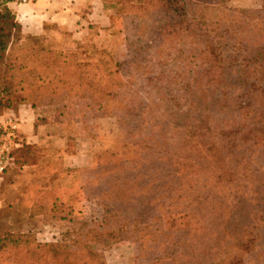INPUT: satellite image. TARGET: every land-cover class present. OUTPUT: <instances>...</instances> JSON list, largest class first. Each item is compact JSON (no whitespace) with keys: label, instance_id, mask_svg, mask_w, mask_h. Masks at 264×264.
Listing matches in <instances>:
<instances>
[{"label":"trees","instance_id":"trees-1","mask_svg":"<svg viewBox=\"0 0 264 264\" xmlns=\"http://www.w3.org/2000/svg\"><path fill=\"white\" fill-rule=\"evenodd\" d=\"M11 1L0 0V117L6 110L28 105L44 108L53 124H63L66 102L80 103L82 116L74 121L76 153L68 161L69 170L60 168L82 173L81 192L99 203L104 231L92 243L69 245L6 234L0 237V264H111L108 252L120 247L128 249L126 264H264V117L247 120L250 108H243L241 127H246L248 138L238 139L237 145H249L252 151L222 149L223 169L171 153L170 143L179 140L175 128L164 122L139 124L136 117L140 112L134 100L147 99L148 92L131 90V69L139 53L135 41L142 27L154 34L153 28L142 26L146 14L156 16L154 11L164 6L171 14L177 0H149L144 6L133 5V0H103L106 10H114V24L125 33L131 59L123 63H81L74 54L47 49L40 37L26 35L22 41L21 27L8 8ZM112 2L115 7L109 6ZM90 29L83 37L86 44L96 36ZM257 31L264 33V28ZM255 83L259 79L251 83L253 90L258 89ZM16 93L23 95L20 103L14 101ZM258 104L264 110V94ZM99 119H114L120 131L125 123L131 133L141 134L143 129L150 133L141 139L139 133L128 136L125 150L133 155L122 158L114 147L121 146L120 135L112 138L115 127L107 129L108 134L114 130L110 149L111 140L97 127ZM161 127L170 130L165 141L155 138L154 131ZM2 131L0 126V138ZM22 149L19 157L12 155L15 165L39 164L42 151ZM232 155L240 163L233 162ZM239 171L245 175L235 178ZM32 211L40 215L42 208L38 204Z\"/></svg>","mask_w":264,"mask_h":264},{"label":"rangeland","instance_id":"rangeland-1","mask_svg":"<svg viewBox=\"0 0 264 264\" xmlns=\"http://www.w3.org/2000/svg\"><path fill=\"white\" fill-rule=\"evenodd\" d=\"M146 1L149 0H133V5L144 6ZM110 5L116 6L114 2L109 3ZM107 12L111 15L114 24V10L109 8ZM154 12L156 16L153 12L144 15L145 20L142 25L153 28L154 34L150 35L148 29L142 27L134 44V49L139 53L131 69L130 75L134 80L131 90L148 92L147 99L141 96L134 100L140 112L136 116L138 123L164 122L171 128L174 127L178 133L177 139L180 141L174 140L170 143L171 153L182 159L189 158L196 163H209L208 165L214 169L218 167L223 169L224 166L219 161L222 149L231 146L233 148L230 150L233 149L235 152L252 151L249 145L241 143L237 145L238 139L245 141L248 138L246 127H241L245 120L243 108H250L251 113L247 115V120H253L257 116L259 121L260 115L264 117V110L258 104L264 94V33L257 31L259 26L264 28V0H177L171 14L167 13L166 6L162 11ZM105 22L106 24L100 27V31L106 29V35L99 37L97 28V30L90 29V33H95L96 36H93L89 45L98 43L99 48L90 47L87 51L74 54L78 60L87 59L89 63H123L131 59L125 47L123 27L114 24L109 28L108 18ZM47 28L50 32L61 33L52 25ZM61 34L66 41L65 44H68L69 34ZM18 37L25 42L26 34L22 31L18 33ZM36 37L41 38L47 49L61 51L51 47V39L48 35L41 33ZM57 40L59 39H53L51 43L55 46ZM65 51L66 53L61 52L69 54V50ZM256 79H259L260 83H255L258 89L253 90L251 83ZM239 81H241L239 85L243 83L242 86L236 84ZM194 85L199 87L198 91L192 90ZM22 97L21 93H16L14 101L20 103ZM69 101L80 105L73 100L66 102L65 121L69 116L76 114L71 113L72 106L69 107ZM249 102L252 103L249 105L247 104ZM36 109L39 110L40 115L37 120L47 122L49 120L53 123V119H49L50 116L44 108ZM8 111H4L3 114ZM0 126L4 134L5 125L0 124ZM127 126L125 123L122 124V128L119 126L120 131L114 119H99L97 122L101 135L108 140H111L114 130L112 134H108L107 129L115 127V135L112 138L120 135L122 144L114 147L117 150L119 148L122 158L129 159L133 151H127V148L125 150L124 144L128 136H135L139 132L131 133L129 128L125 130ZM163 128L154 132L158 134L155 138L163 137L165 141L169 138L170 130ZM148 133H150L148 130L143 129L142 133H139V139L147 136ZM4 137L5 135H2L0 138V146L5 143ZM110 143L111 149L113 140ZM18 144L19 146L12 152L14 158L20 156L23 146H32L43 153L39 164L54 151L61 154L63 149L59 145L47 147L43 144L40 148L32 144L25 145L20 142ZM261 147L264 148V143ZM231 158L235 163L241 161V159L235 160L234 155ZM68 161L69 158L59 156L56 168L53 165L49 166L40 176L38 171L29 169L32 168L31 166L19 167L14 163L8 168V170L21 169L27 175L30 172L28 177L23 175L21 180H16L14 192L17 189L20 192L22 188L27 187L32 204L29 220L25 223L26 219H24L23 226L15 224L20 228V232L8 234L30 235L41 243L54 239L57 243L69 245L92 243L96 234L104 231L102 209L97 201L86 199L81 192L83 198L81 197L76 206H69V175L80 172L62 171L61 166L69 170L66 166L69 165ZM242 175H245V172L239 171L235 178H241ZM59 189L67 195L61 197ZM36 192L47 195L39 197ZM51 192L56 194H50ZM0 196L1 199L10 197L7 193H0ZM13 199L15 209L13 215L10 211L11 215L7 217L11 223L22 221V217L26 218L25 213L17 209L27 206V203L20 197ZM38 204L42 208L41 214L32 215L33 206ZM69 209L74 211L69 212ZM15 228L9 231H14ZM128 256L126 247L115 248L108 252L111 264H126L129 262Z\"/></svg>","mask_w":264,"mask_h":264},{"label":"crops","instance_id":"crops-1","mask_svg":"<svg viewBox=\"0 0 264 264\" xmlns=\"http://www.w3.org/2000/svg\"><path fill=\"white\" fill-rule=\"evenodd\" d=\"M8 8L14 13L16 22L20 25L21 31L24 34L27 36H39L41 33L48 35L51 39V47L65 53V50H69V54L77 55L79 52L82 53L87 51L90 47L99 48L98 43L89 45L83 42L84 35L86 36L89 33V27L95 28V30L97 28L99 30V37H101L102 35H106L105 32H107L106 29L100 31V27L106 24V18H108L109 21V28L114 25L113 19L111 15L108 14L103 0H33L32 3L27 5L11 3L8 5ZM49 25H52L53 28H57L59 32L68 33L69 43L65 44L66 41L63 40V35L61 33L50 32L47 28ZM108 33L110 32L108 31ZM53 39H59L55 46L51 43ZM78 61L81 63H89L87 59ZM70 106H72V110L69 108L71 113L76 114L69 116V119L63 124H53L49 120L45 124L37 123V119L40 117L39 110L32 109L28 105H20L13 110H9L0 117V124L2 125L6 124L11 118L18 124L16 133L17 140L11 141L5 139V143L7 142V144L13 143L15 147H18V142H20L25 145L32 144L38 147L40 146V148L43 144L47 147H55L57 145L63 147V149H61V154H58V151H54L51 156L43 159L39 165L29 168L30 170L38 171V176L47 171L49 166L52 167L53 165L56 168L59 156H64L66 159L69 158V160L74 158L73 156L76 153V144L73 140L75 130L74 121L81 118L82 110L80 105L76 102L69 101V107ZM73 160L75 162L77 161L76 159ZM29 174L30 172L27 175L26 172L21 171V169H11L0 177V193H7L10 196L4 199H1L0 196V237L8 233L19 231L20 228L15 226V224L17 225L18 223L23 226L24 219H26L25 223L29 220V210L32 204L28 188H22L20 192H18L17 189V191L14 192L16 180H21L23 175L28 177ZM82 176L81 173L69 175V206H76V203L80 201L81 197L83 198L81 193ZM58 191L61 197L67 195V193H64L61 189ZM15 197H20L27 203V206L24 205L18 209L16 208L19 211L22 210L26 218L22 217V221L19 220L11 223L7 217L11 215L9 213L10 211H12L13 215L15 207L12 200H14L13 198ZM73 209H69V212ZM78 213L79 212H77V214ZM6 214L9 215L6 216ZM4 216L6 218H4ZM13 228L16 230L9 231Z\"/></svg>","mask_w":264,"mask_h":264},{"label":"built area","instance_id":"built-area-1","mask_svg":"<svg viewBox=\"0 0 264 264\" xmlns=\"http://www.w3.org/2000/svg\"><path fill=\"white\" fill-rule=\"evenodd\" d=\"M33 0H12V4L17 5H27L32 3ZM9 3V4H11ZM5 129V139L8 140H17V122L11 118L6 124H4ZM15 148L14 144L4 143L0 146V177L3 176L9 167L14 164V159L12 157L13 149Z\"/></svg>","mask_w":264,"mask_h":264}]
</instances>
